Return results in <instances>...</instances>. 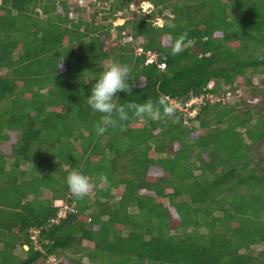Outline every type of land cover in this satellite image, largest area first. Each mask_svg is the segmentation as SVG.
Listing matches in <instances>:
<instances>
[{
    "label": "trees",
    "instance_id": "trees-1",
    "mask_svg": "<svg viewBox=\"0 0 264 264\" xmlns=\"http://www.w3.org/2000/svg\"><path fill=\"white\" fill-rule=\"evenodd\" d=\"M106 2L0 0V264H264V0H136L152 10L132 19ZM109 59L131 68L119 103L174 115L97 135ZM66 164L97 187L77 198Z\"/></svg>",
    "mask_w": 264,
    "mask_h": 264
},
{
    "label": "clouds",
    "instance_id": "clouds-1",
    "mask_svg": "<svg viewBox=\"0 0 264 264\" xmlns=\"http://www.w3.org/2000/svg\"><path fill=\"white\" fill-rule=\"evenodd\" d=\"M130 2L129 0V3ZM134 2L137 11L140 10V12H142L141 7L143 6L148 8L149 12L152 10V6L147 2H140L139 4H136V0ZM149 12L142 13L148 14ZM121 20L123 23V19H117L115 21L121 22ZM158 21L160 20L158 19ZM122 23L120 25H122ZM170 26L174 27L173 25ZM186 38L187 33L172 38V55H177L183 50ZM150 57H152V59L154 58L152 54H147V58ZM105 63V69L99 74V77L91 87V95L86 98L87 104L91 110L94 113L98 112L101 114L99 120L94 125L97 135H103L109 128H122V122H126L133 118L156 121L159 120L162 115H174V107L165 104L163 98L155 102L148 99L143 103H136L135 101L125 104L119 103L116 94L118 92L130 91L131 85L129 82L131 81V68L129 65L122 64L114 59H109ZM58 67L62 68V64L59 63ZM66 167L69 168L66 177L67 186L77 198L82 199L97 187V184L93 183V178L83 174L77 167H72L69 164H66ZM96 179L99 181V185L104 189L109 187V180L106 174H100ZM23 247H26V250H24ZM21 249L27 251L28 247L24 245L21 246Z\"/></svg>",
    "mask_w": 264,
    "mask_h": 264
},
{
    "label": "built area",
    "instance_id": "built-area-1",
    "mask_svg": "<svg viewBox=\"0 0 264 264\" xmlns=\"http://www.w3.org/2000/svg\"><path fill=\"white\" fill-rule=\"evenodd\" d=\"M63 1H72L73 4L77 7H80V8H84L86 7L87 5V2L88 0H63ZM131 2L127 4V9H128V13H127V19H132L133 17V14L137 11L136 10V7H135V0H130ZM107 3H110V0H107L106 3L104 4H107ZM96 5H99V2H96ZM149 9L145 7V9H143V7H141V11L142 12H149L148 11ZM129 15V16H128ZM140 49H135V52L138 54L140 53ZM152 59L150 58H147L145 63H149L151 62ZM207 88H210V86H208ZM229 96H232L234 98V100H236L239 96V93L238 94H235V93H225L224 95H221V100H224V97L225 98H228ZM202 98L203 97H198V98H194V99H191L187 104H186V107H185V110L188 108V107H191L192 105H198L200 103H202ZM204 98L206 99H209L211 101V99L213 98L212 96L210 95H206ZM194 109V108H193ZM195 110V109H194ZM194 110H191L190 111V115H193L194 113ZM67 209V207L65 205H63L62 207V210L60 211V216H63L64 215V211ZM37 232L34 233V236H31V239L33 240L34 244H33V248L34 249H38V247L35 245V236H36ZM24 250H26V247H23ZM45 264H57V261L51 257V256H48L45 260Z\"/></svg>",
    "mask_w": 264,
    "mask_h": 264
},
{
    "label": "rangeland",
    "instance_id": "rangeland-1",
    "mask_svg": "<svg viewBox=\"0 0 264 264\" xmlns=\"http://www.w3.org/2000/svg\"><path fill=\"white\" fill-rule=\"evenodd\" d=\"M143 9H145V6H143ZM135 14V13H134ZM143 14H145V13H143ZM75 15H73L72 17H74ZM125 16H127V15H125ZM129 16V15H128ZM135 16V15H134ZM134 16H133V18H134ZM122 23V20H121V22L120 21H114L113 22V25L112 26H119L120 24ZM157 25H161V22L160 21H158V20H156V22H155ZM111 34H113L114 32L113 31H111L110 32ZM114 35V34H113ZM109 47H114L115 45H116V42H113V41H110L109 43ZM150 59H152V57H150ZM254 82H256L255 80H254ZM208 86H212V83H209V85ZM241 90V88H239V90H237L236 89V91L234 92L235 94H238L239 93V91ZM218 99H221V95H219V96H217V97H213L212 99H211V102L212 101H216V100H218ZM224 100H225V102L226 103H233L235 100H234V98L232 97V96H229L228 98H225L224 97ZM169 103H171V102H169ZM173 104V106L174 107H176V105H174V103H172ZM244 111V109H242V108H238V111ZM0 149L5 153V154H7L8 153V147H4V146H2V147H0ZM262 156L264 157V150H263V153H262ZM150 171L152 172V173H158L159 174V171L158 170H152V169H150ZM59 203V202H58ZM58 203H55V204H58ZM255 249H256V251H259L260 249L257 247H255ZM82 263L83 264H86V261L85 260H82Z\"/></svg>",
    "mask_w": 264,
    "mask_h": 264
}]
</instances>
